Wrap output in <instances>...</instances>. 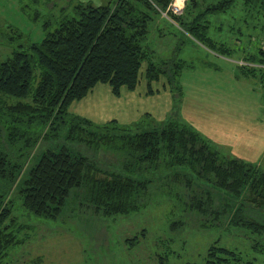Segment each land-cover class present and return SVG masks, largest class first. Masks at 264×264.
Returning <instances> with one entry per match:
<instances>
[{
  "label": "trees",
  "instance_id": "trees-1",
  "mask_svg": "<svg viewBox=\"0 0 264 264\" xmlns=\"http://www.w3.org/2000/svg\"><path fill=\"white\" fill-rule=\"evenodd\" d=\"M172 1L111 0L107 5L77 1L71 9H62L55 22L43 23V42L16 49L0 61V264L10 248L25 241L20 236L28 226L14 216L13 189L36 154L38 162L19 191L22 206L35 216L57 220L72 193L73 202L78 199L102 217L140 212L151 185L183 177L187 183L178 182H185L187 189L206 183L224 193L227 223L264 235L260 166L223 156L179 121L159 122L145 114L130 125L116 119L97 124L70 111L99 84L110 86L117 98L123 87L135 91L144 64L149 96L155 94L152 84L162 77L170 91H179L185 62L156 63L154 52L143 45L154 15L161 16ZM238 8L251 19H264V0H188L183 15L170 14L168 19L209 51L231 58L234 50L211 35L212 17ZM11 31L9 40L23 39ZM253 49L235 62L237 74L264 83V49L260 44ZM194 204L189 208L203 212ZM205 264L251 263L215 242Z\"/></svg>",
  "mask_w": 264,
  "mask_h": 264
},
{
  "label": "rangeland",
  "instance_id": "rangeland-1",
  "mask_svg": "<svg viewBox=\"0 0 264 264\" xmlns=\"http://www.w3.org/2000/svg\"><path fill=\"white\" fill-rule=\"evenodd\" d=\"M77 1L96 5L111 2L0 0V61L16 49L43 42V23L55 22L62 9H71ZM38 14L40 18L36 19ZM212 21L211 35L234 50L231 58L209 51L169 19L156 14L143 45L154 52L156 63L170 59L185 62L179 91H170L166 77H162L152 84L155 94L149 96L144 64L135 91L123 87L117 98L110 86L99 84L72 105L71 113L97 124L116 119L130 125L145 114L159 122L179 121L194 128L223 156L248 161L264 170V83L239 77L235 64L258 44L264 49V19H251L238 8L213 16ZM220 24L221 31L217 29ZM253 26H258L256 33ZM11 30L21 33L23 39L9 40ZM38 159L37 154L31 157L13 189L14 216L28 229L20 236L25 241L9 249L4 264H205L207 250L215 242L240 253L245 263L264 264V235L227 223L224 193L206 183L187 189L185 182H178L186 181L183 177L151 185L141 200L147 205L140 212L102 217L80 205L78 199L73 202L72 193L57 220L35 216L22 206L19 191ZM193 202L203 212L190 209ZM214 223L216 227L210 229L202 226Z\"/></svg>",
  "mask_w": 264,
  "mask_h": 264
},
{
  "label": "built area",
  "instance_id": "built-area-1",
  "mask_svg": "<svg viewBox=\"0 0 264 264\" xmlns=\"http://www.w3.org/2000/svg\"><path fill=\"white\" fill-rule=\"evenodd\" d=\"M187 1L188 0H173L165 12L161 11L162 16L168 19L170 14L174 16L183 15Z\"/></svg>",
  "mask_w": 264,
  "mask_h": 264
}]
</instances>
